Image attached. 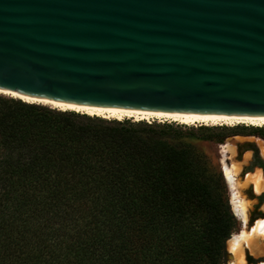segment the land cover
Segmentation results:
<instances>
[{"label":"trees","instance_id":"1","mask_svg":"<svg viewBox=\"0 0 264 264\" xmlns=\"http://www.w3.org/2000/svg\"><path fill=\"white\" fill-rule=\"evenodd\" d=\"M181 125L0 94V264H225L238 218Z\"/></svg>","mask_w":264,"mask_h":264},{"label":"water","instance_id":"2","mask_svg":"<svg viewBox=\"0 0 264 264\" xmlns=\"http://www.w3.org/2000/svg\"><path fill=\"white\" fill-rule=\"evenodd\" d=\"M0 93L85 111L264 119V0H0Z\"/></svg>","mask_w":264,"mask_h":264},{"label":"bare ground","instance_id":"3","mask_svg":"<svg viewBox=\"0 0 264 264\" xmlns=\"http://www.w3.org/2000/svg\"><path fill=\"white\" fill-rule=\"evenodd\" d=\"M3 94V93H0ZM9 97H13L16 99H20L25 102L33 103L27 97L3 94ZM50 106V105H47ZM52 108H56L59 110H69L74 112L84 113L90 116H99L106 119H132L134 121L139 120H156L157 121H165L171 120L174 122L194 125V124H202V125H252L261 127L264 126V119H181V118H173L166 116H158V115H150V114H142L135 112H127V111H119V110H111V109H99L95 111H85L57 106H50ZM257 144L260 148L261 153L264 154V142L263 140L256 138ZM221 170L227 187L229 189V203L234 215L243 222L244 226L238 229L236 232L230 234V236L226 239L225 246L226 250L231 255V260L228 264H249L247 263L246 252L254 253L261 250V245L259 240L264 241V216L260 215L251 221L250 226H247L248 223V212H249V202L243 197L241 193V188L245 185L249 184L252 186L254 193L259 194L263 190L264 186V176L260 169H256L253 172L245 173L241 179L243 182L240 183L238 177H240V165L235 162H231L228 164L226 162L225 154L227 152L234 153L233 147L229 144H221ZM231 155V154H230ZM231 158V157H230ZM251 264V263H250ZM255 264H264V261H259Z\"/></svg>","mask_w":264,"mask_h":264},{"label":"rangeland","instance_id":"4","mask_svg":"<svg viewBox=\"0 0 264 264\" xmlns=\"http://www.w3.org/2000/svg\"><path fill=\"white\" fill-rule=\"evenodd\" d=\"M156 122H160V123L168 122V123H173L175 125L182 124L171 120L157 121L156 119ZM185 125L186 126L183 127V129L184 128L190 129L191 126L196 127L202 124L196 123L194 125H188V124ZM205 126H207L209 129L201 130V132L194 131L196 136L192 137V140L195 142L197 147L206 154L208 159L221 172V174H222V170H221L222 154H221L220 145L229 143L233 147L234 153H231L229 151L225 154V157H228L226 158L227 159L226 162L228 164H230L231 162L238 163L241 166L240 175L244 169L246 170V174L249 172H253L256 169H260V171L264 176V170L262 169V167L252 163L254 154H257V156L260 159L262 160L264 159V154L261 153L256 140V138H259L264 142V126L257 127V126L244 125V124L233 125V126H228V125H205ZM254 147H256V149H254ZM238 179L240 183L243 182V179H241V177H238ZM226 190L229 199V190L227 184H226ZM241 193L243 194V197L249 202L248 223H251V221H253V219L256 218L257 216L260 215L264 216V186H263V190L259 194H255L252 186L247 184L241 188ZM237 220H238V225L236 230H234L233 232H236L242 226L241 221L239 219ZM259 243L261 245V250L254 253L246 252L247 263L255 264L259 261H264V241L260 239ZM226 253L227 254H226L225 264H228V262L232 258L227 250Z\"/></svg>","mask_w":264,"mask_h":264},{"label":"flooded vegetation","instance_id":"5","mask_svg":"<svg viewBox=\"0 0 264 264\" xmlns=\"http://www.w3.org/2000/svg\"><path fill=\"white\" fill-rule=\"evenodd\" d=\"M263 162L264 163V159L262 160V159H260L258 156H257V154H254L253 155V159H252V163L253 164H259V162ZM263 170H264V168H262Z\"/></svg>","mask_w":264,"mask_h":264}]
</instances>
